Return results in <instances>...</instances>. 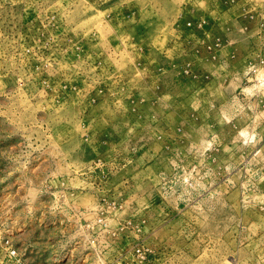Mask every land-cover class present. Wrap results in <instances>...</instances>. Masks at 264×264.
<instances>
[{
    "label": "rangeland",
    "instance_id": "1",
    "mask_svg": "<svg viewBox=\"0 0 264 264\" xmlns=\"http://www.w3.org/2000/svg\"><path fill=\"white\" fill-rule=\"evenodd\" d=\"M0 264H264V0H0Z\"/></svg>",
    "mask_w": 264,
    "mask_h": 264
}]
</instances>
